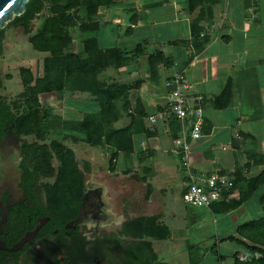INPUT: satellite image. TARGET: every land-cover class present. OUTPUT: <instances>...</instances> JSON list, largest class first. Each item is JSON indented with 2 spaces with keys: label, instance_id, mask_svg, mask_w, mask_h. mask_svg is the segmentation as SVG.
<instances>
[{
  "label": "crops",
  "instance_id": "obj_1",
  "mask_svg": "<svg viewBox=\"0 0 264 264\" xmlns=\"http://www.w3.org/2000/svg\"><path fill=\"white\" fill-rule=\"evenodd\" d=\"M115 1L116 3L111 5L114 11L112 15L115 18L111 16L113 20L104 19L106 22L100 24L97 39L100 37L102 41L107 42L106 33H110L116 36L117 44L127 49L138 42H147L145 54L134 58L132 62L147 64L148 55L156 49L160 50L165 57L171 59L174 68L185 69L191 85V103L194 94L203 97L201 136L189 142L188 172L179 165L177 143L173 140L174 137L180 136V123L166 120L165 111L162 107L159 108L165 105L163 83L159 88L155 86L151 88L152 83L145 81L134 90V94H130L134 102L136 98L140 102L143 101L140 94H143L141 88L145 85L151 90L147 88L149 94L152 92L151 97L155 101L153 112H148L157 115L155 125L149 126L154 133L140 132L133 136L137 140L135 142L138 149L141 147L151 156L149 165H153L154 161L159 164L160 175L163 174L161 172L167 173L165 179L176 187L178 195H182L192 180L188 176L189 173L196 181H201L212 172L225 174L229 178L235 177L236 172L239 174L241 172V178L259 172L262 167L256 164V157L253 154L259 150L264 151L263 147L261 149L256 147L259 138L264 139V128L259 125L261 120L264 124V84L262 83L261 86L259 83L260 77L261 80L262 77L264 78V60L260 61L259 53L253 50L254 46H250L248 39L252 35L251 31L255 36L259 34L264 37V0ZM117 19L119 21H116ZM147 20L151 23H147ZM131 39L135 41L131 43ZM106 42L102 43L103 47ZM259 64L263 65V70L258 71L256 67ZM158 65L165 69L161 63ZM251 67L256 69L253 74L254 79L243 82L236 74L237 71ZM169 72L170 70H165L163 75L166 76ZM253 80L258 84L254 89L250 87L254 83ZM225 82L228 84L225 85ZM225 86L229 89H225ZM223 92L226 94L218 97ZM253 99L259 101L255 102ZM247 111L253 112L249 114ZM254 111L256 113L258 111L259 114H255ZM163 152H167L171 157L176 156V165L173 164L170 173L167 172V168L163 169L165 166L161 165V161L157 162V158ZM252 152L253 154L249 155ZM182 169L185 171L186 180L188 179L185 185L183 178H178ZM153 172L154 170L150 175ZM151 191L152 185H149L147 192ZM237 194L236 191L232 196L237 197ZM176 207L178 205L174 207L172 202L163 207V210L169 211L171 216L181 214L180 217L185 222L184 227L171 226L170 240H175L178 248L175 256L171 255L172 261L169 264H234V253H238L239 259L249 255V250L235 239L239 238L249 243L248 240L237 235L238 226L249 221L239 218L242 205L225 213H214L205 207L207 211L190 213V215ZM219 214H222L220 224L218 219L221 216L217 217ZM203 218L208 220L207 224L211 227L212 232L209 236L212 240L208 239L210 242L208 247L203 245L199 249L200 256L206 257V260L202 257L195 260L189 257L194 243L187 242L188 244L185 245L184 241L196 238L188 239L186 227L191 226L194 221L205 224ZM168 223L171 225L173 222L168 221ZM201 227L202 225L199 226ZM229 237L234 238L229 239ZM186 249H189V252ZM185 252L188 256L184 254ZM255 256H258V253ZM158 261L161 260L158 258Z\"/></svg>",
  "mask_w": 264,
  "mask_h": 264
},
{
  "label": "trees",
  "instance_id": "obj_2",
  "mask_svg": "<svg viewBox=\"0 0 264 264\" xmlns=\"http://www.w3.org/2000/svg\"><path fill=\"white\" fill-rule=\"evenodd\" d=\"M46 2L49 4V14L42 13L43 19L39 27L29 37V42L35 50L47 53L43 58L42 76L34 77L29 69H20L21 83L24 85L23 94L26 95V113H22L21 115L15 114L5 99L0 97V138L5 134L8 126L20 138L22 134L31 132L37 125L41 124L38 120V113L40 111L38 93L67 90L71 93H88L94 98V101L91 102L97 105L98 109L93 111L90 103H84V108L81 109V118H68L64 119V121L57 116L54 119L55 123L64 124V128L71 131L85 133V140L94 145L100 144L102 142V135H105L104 143L113 147L114 153L122 150L126 155L132 154L133 134L140 133L141 131L146 134L154 133L152 129L143 123L144 119L149 121L148 116L151 114L143 109L138 98L135 99V102L130 98V90L138 89L142 80L135 81L130 87L124 84L120 85L119 83H111L105 86L103 81L99 79L98 72L104 69L109 61H113L117 65L116 67L128 66L130 59L138 58L145 54L147 42H138L129 49L99 47L96 36L91 35L89 37L85 36L81 40L82 47L80 51L74 50L75 47L71 46V43L73 42V38H76L77 32H96L99 26L97 27L96 21H94L95 18L101 16V8L111 7L112 4L116 3L115 0H29L25 11L21 15L16 16L10 23L22 27L25 33H29L31 31V22L44 9ZM80 7H83L84 10L82 16H79ZM76 20L79 24H76ZM70 28H75L76 31H71ZM4 32L5 28L0 29V47ZM69 46L71 47L70 50L68 49ZM148 60V71L151 72L152 77L155 74L153 78L157 77L156 80L159 83L162 76L158 78V64H162L165 72V70H170L173 63H171V59L164 56L162 51L157 49L148 55ZM171 76L172 69L169 74L164 76L163 87L165 80ZM1 85L2 81L0 79ZM164 90L165 105L159 108L162 107L163 111H165L166 120L180 123L175 114L169 111L166 100L168 89L164 87ZM225 94L223 92L218 97ZM197 96L200 99L197 98L196 102L193 101L192 104L196 103V106L203 108L201 105L203 97L200 94H197ZM71 104L78 105L76 102ZM80 105H83V103ZM41 110L43 119L40 121L46 126L43 120L49 117V109L44 107ZM126 116H130L131 118L129 124L115 129L111 127L114 122ZM136 124L140 127L136 126ZM181 135L182 128H180L179 138H181ZM175 138L173 139L174 142L178 139ZM53 144H55L53 148L56 153H59L62 146L57 145L55 142ZM22 146L26 162H34V168L39 174L48 176L53 174L54 170L50 163L52 153L47 144L28 143L22 140ZM177 148L180 150V146H177ZM59 158L61 165L60 172L58 173V182L46 188V195L51 201L49 205L51 206V204L54 205L56 203L62 205L64 201L66 205L78 209L80 206V196L78 198H75V196L81 193V182L78 180L76 176L77 172L74 170L73 157L70 152L64 151L60 154ZM263 160L259 155V158H256L255 161L263 164ZM179 165L181 168H185L181 159L179 160ZM240 174L236 172V176L230 178L232 185L223 191V196L219 201L208 207L214 213H225L241 206L253 195L257 194L258 189L264 186V166L253 176H242L241 178ZM61 183L66 185V188L62 189V194L60 193ZM234 190H238L237 197L232 196ZM185 191L186 189L182 193V197ZM258 201L264 209V191L260 194ZM74 212L73 215L75 214ZM158 219L159 216L155 215L148 219L137 218L136 220H132L129 225L131 229L128 226L129 232L125 230L127 228L123 229L124 232H122V235L133 237L131 240L119 239L116 242L98 241V245L92 251L91 257L95 255L104 258L110 264L125 261H132L134 264L156 263L158 255L151 249L150 241L143 240V238H166L168 227L166 224L159 223ZM237 235L245 238L250 243L235 238L249 250V255L244 259H239L238 253H234V264H264V216H255L251 220L239 225ZM233 238L229 237V239ZM80 246L82 248L79 252L85 254L86 251L83 248V244L81 243ZM256 253H258V256H255ZM131 254L133 258L130 257Z\"/></svg>",
  "mask_w": 264,
  "mask_h": 264
},
{
  "label": "rangeland",
  "instance_id": "obj_3",
  "mask_svg": "<svg viewBox=\"0 0 264 264\" xmlns=\"http://www.w3.org/2000/svg\"><path fill=\"white\" fill-rule=\"evenodd\" d=\"M111 7L101 8L100 13L101 16L103 15V17H96L94 20L96 21L97 27L100 26V24L105 23L106 20H110L111 16L112 18H115L112 15V12L114 13V11L113 8L111 9ZM43 12H45L46 15L49 14L48 2L44 4V9L31 22V31L29 33H25L22 27L11 24L9 22L5 27L4 37L1 42L0 79L2 81V85L0 86V97L5 99V101L11 106L12 111L17 115H21L22 113L27 112L25 103L26 95L23 94L24 85H22L21 83L22 77L20 69H29L31 73H33L34 77H41L43 73L42 63L43 58L45 55H47V53L35 50L32 44L29 42L30 35L35 33L41 23V20L43 19ZM83 14V7H80L79 16H82ZM116 21L119 20L117 19ZM120 22H122V19L120 20ZM146 22L151 23V21L149 20H147ZM76 24H79L77 20ZM97 29L99 30V27ZM70 30L76 31L75 28H70ZM97 31L94 33H90L88 31H78L77 34L75 33L76 38H73L71 46L73 45V47H75L74 50L80 51L82 47L81 40L85 38V36H96ZM251 34L252 35L249 36L248 39L249 44L250 46H254L253 50L259 53L258 55L261 58L260 61H262L264 60V37L259 34L258 36H255L253 34V31H251ZM106 35L108 36L107 42L105 40L102 41L100 37L97 39L96 36L99 47H103L102 43L106 42L107 44L105 45V47L109 46L117 49L122 48L121 44L119 45L115 41V35H112L110 33H106ZM134 41L135 40L131 39V43H133ZM68 49L70 50L71 47L69 46ZM133 60L134 58L130 59V63L128 64V66L123 67H116L117 65L113 63V61H109L107 66L98 72L99 79L103 81L105 86L111 83H119L120 85L124 84L130 87L137 79L142 80V82L150 81L152 83V85H150L151 88H154V86L156 88L162 86L163 78L165 75H163L164 69L160 68L161 65H158L157 67L158 78L162 76L159 80V85L156 80L157 77L153 78L155 77V74L152 77L151 72L148 71V63L144 64L139 62H132ZM256 68L258 69V71L259 69L263 70V65L259 64V66H257ZM255 72L256 69L251 67L247 68L246 70L243 69L242 71H237L236 74L240 76L241 80L244 82L250 79H254L253 74ZM262 80L260 77L259 83L261 84V86L262 83L264 84L263 77ZM227 84L228 83L225 82V85ZM256 85L258 84L254 82L250 87L254 89ZM225 87L226 89H229L228 86ZM147 88L149 89V87L145 85H143L141 88L143 93L140 94L143 99V101H141V104L146 112H153L155 101L152 100V92L149 94L147 92ZM134 90L135 89H131L130 94H134ZM260 90H262V87H260ZM149 91L151 90L149 89ZM159 94H161V92H159ZM37 96L40 103V111L38 113L39 123H43L42 121H40L41 119H43V113L41 109L44 107H47L49 109V117L43 120L44 123H46V126L43 124H39V126L37 125L31 132L22 134L20 139L21 141L25 140L28 143H45L48 145V148L52 153L50 163L54 170L53 174L47 178L43 177L40 181L44 190L48 186H51L58 182V173L60 172L61 165V161L59 158L60 154H62L64 151H68L71 153L75 164L74 170L77 172L76 176L81 182V193L80 195L77 194L75 198H78V196H80V199L81 197L85 199L93 198L91 204H93L95 207V214L93 215L92 213L91 215H88L84 219V221H82L83 228H81V231L83 236H85V238L89 242L86 245V249L90 250L95 240H98L100 242H116L119 239L131 240L133 237L122 235V232H124L123 229L127 228L125 230H128L129 232V230L131 229V226L129 225L132 220H136L137 218L148 219L156 215L159 216L158 222L166 224L168 227V234L166 238L153 239L151 237H145L143 238V240L150 241L151 249L158 255V258L161 260L157 261L154 264H169L172 261L170 259L171 255L175 256L178 248V245H176L177 242H175V240H170L172 239L171 226L174 227L175 225H179L184 227L185 222L180 217L181 214L178 216H171L169 215V211L166 212L165 209L163 210V207L169 202H172V206L175 207L177 204L178 207L176 208L181 209L188 215H190V213L197 214L200 211H207V209L205 207H197L185 203L182 195H178V190H176V187L173 186L171 181L165 179V174L167 173L161 172L163 174L160 175L159 164H156V161H154L153 165H149L151 156L148 152H144L141 147L138 149V146L136 145L137 142H135L137 141L135 137L132 138V154L126 155V153L122 150L114 153L113 147L108 146L104 143L105 135H102V142H100V144L94 145L85 140V133L74 132L64 128V124L60 125L59 122L58 124L55 123L54 119L57 116H59L61 120L68 118H81V109L84 108V103H90V107L92 108V110H97L98 106L92 103L94 101V98L88 93L79 94L71 93L67 90H62L52 91L49 93H38ZM242 96L244 97V94ZM253 101L257 102L259 100L253 99ZM74 102H76L78 105L71 104ZM81 103H83V105H80ZM247 104L248 102L246 100V105ZM247 107L249 108L248 105ZM258 111L257 113L259 114ZM247 112L250 114L253 111ZM254 112L255 114H257L256 111ZM130 121V116H126L120 118L117 122H114L111 127L114 129L120 128L129 124ZM156 122L157 118L154 122L147 121L145 119L143 120L144 125H147L148 127L151 124L155 125L154 123ZM185 122L187 123V121ZM259 125L264 128L262 120L260 121ZM136 126L138 125L136 124ZM141 133L143 134L144 132L141 131ZM134 135L135 134H133V136ZM53 142H55L59 146H62V149L61 151H59V153H56L55 149L53 148L55 145L53 144ZM256 147L258 149H261V147L264 148V139L259 138V141L256 143ZM262 151H256V155L253 154V152L249 155L253 154L256 158H259L260 155L261 159L263 160L264 151ZM137 156L139 160L137 159ZM19 158L20 156L17 154L15 156V159H13L14 163L11 164L17 165V161L20 160ZM1 159L2 156L0 155V163L2 162ZM158 161H161V165L165 166L163 169L167 168V172L170 173L173 169V164L176 165V156L173 155V157H171L167 152H163L157 158V162ZM256 164L259 165V167H263L264 160L263 164H261V162H256ZM151 169L154 170L152 175H150V172L152 171ZM183 169L186 170L185 168ZM0 170H2V165H0ZM184 170L180 171V175H178V178H183V185L186 184V181L188 183V179L186 180V176L184 175ZM149 185H152V191L150 193L147 192ZM65 188L66 185L61 183V194L62 189ZM258 190L259 191L257 194L253 195L246 203L242 204V207L240 208L241 214L239 217L241 220H250L255 216H264V209L258 201L260 194H262V192L264 191V186H262ZM236 191L238 192V190L233 191V195L236 193ZM44 199L48 203L47 205H49L51 201L47 197V195ZM54 205L58 208V210L60 208L61 214L70 213L69 210H64V206L66 205L64 201L62 202V205H60L59 203H56ZM217 217H220L218 219V223L220 224L222 222L220 220L222 218V214L217 215ZM170 218L171 220H169ZM203 220L205 224H200L198 223V221H194L191 226L189 225L186 227L188 228V239L196 238L195 240L186 242L184 241L185 245L188 244L187 242H189L190 244L194 243L193 251L191 250V252H189V249L186 250L187 252H189V257L194 258L195 260H198L202 257L200 256L199 249L203 245L208 247V245H210L208 239L212 240L211 236H209L211 235L212 230H210L211 227H209V224H207L208 220H206L205 218H203ZM168 221H171L173 223L170 225ZM201 225L202 227L199 228V226ZM128 226L130 229L128 228ZM69 242L70 240L68 238H65L61 235L47 239L44 243L45 245H43L42 250L39 248L37 249V251H34L32 253L33 257L28 256L26 264H31V261H33V259L44 261L45 255L43 252L47 251L46 248H48L49 245H57ZM120 242L121 240L119 241V244ZM184 254H186V252ZM132 256L133 255L131 254L130 257L133 258ZM186 256L188 255L186 254ZM202 258L206 260V257ZM20 263L21 262H18V264ZM99 263L107 264L106 262L102 261H100ZM115 264H134V262H115Z\"/></svg>",
  "mask_w": 264,
  "mask_h": 264
},
{
  "label": "flooded vegetation",
  "instance_id": "obj_4",
  "mask_svg": "<svg viewBox=\"0 0 264 264\" xmlns=\"http://www.w3.org/2000/svg\"><path fill=\"white\" fill-rule=\"evenodd\" d=\"M17 154L20 160L12 165ZM0 155V264H26L28 256L33 257L32 253L39 248L42 250L47 239L60 235L70 242L49 245L43 252L45 260L33 259L31 264H100V261L110 264L104 258L91 257L98 240L87 250L89 242L81 231L82 221L95 214L93 198L81 197L78 209L65 205L68 214H61L55 205H47L46 189L40 181L50 175L39 174L34 162H26L22 141L10 126L0 138ZM79 243L83 244L85 254L79 252L82 248Z\"/></svg>",
  "mask_w": 264,
  "mask_h": 264
},
{
  "label": "built area",
  "instance_id": "obj_5",
  "mask_svg": "<svg viewBox=\"0 0 264 264\" xmlns=\"http://www.w3.org/2000/svg\"><path fill=\"white\" fill-rule=\"evenodd\" d=\"M171 69L172 76L164 82V87L168 89L166 93L167 106L169 111L175 114L182 128L181 138L176 139L175 142L177 146H180L177 153L180 155L181 162L189 172V142L191 139L201 136L203 110L201 106H196V103L193 105L190 101L191 85L186 78L185 69H176L173 66ZM197 98L200 99L195 94L192 100L196 102ZM156 118L155 114L148 116V120L151 122L156 121ZM188 176L192 180L187 185L183 200L192 206L210 207L219 201L223 196V191L232 185V181L227 175L216 172L208 174L201 181H196L190 173Z\"/></svg>",
  "mask_w": 264,
  "mask_h": 264
},
{
  "label": "water",
  "instance_id": "obj_6",
  "mask_svg": "<svg viewBox=\"0 0 264 264\" xmlns=\"http://www.w3.org/2000/svg\"><path fill=\"white\" fill-rule=\"evenodd\" d=\"M29 0H0V29L13 21L16 16L21 15Z\"/></svg>",
  "mask_w": 264,
  "mask_h": 264
}]
</instances>
